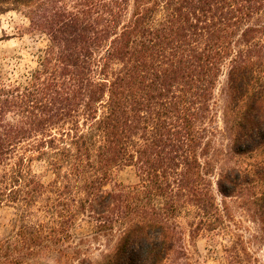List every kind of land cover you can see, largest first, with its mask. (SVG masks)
Segmentation results:
<instances>
[{"label": "trees", "instance_id": "1", "mask_svg": "<svg viewBox=\"0 0 264 264\" xmlns=\"http://www.w3.org/2000/svg\"><path fill=\"white\" fill-rule=\"evenodd\" d=\"M8 11L43 46L25 74L0 71V264H199L184 213L191 238L249 264L228 200L264 242V0H0ZM127 168L135 183L115 179Z\"/></svg>", "mask_w": 264, "mask_h": 264}, {"label": "rangeland", "instance_id": "2", "mask_svg": "<svg viewBox=\"0 0 264 264\" xmlns=\"http://www.w3.org/2000/svg\"><path fill=\"white\" fill-rule=\"evenodd\" d=\"M43 46V38L40 35H33L28 30V21L20 13L16 11L0 12V71L6 73L8 76H18L25 74L35 61V56ZM224 76H221L215 91V104L219 110L218 119L216 123V134L210 137L214 147L218 150V159L215 160V167L219 169L227 165L223 151L225 150L227 139L222 131L220 122L221 109V89L223 87ZM232 163V162H230ZM246 160H241L240 165H244ZM35 171H42V168L35 167ZM115 179L125 184L136 182L132 169H123L117 171ZM50 178L49 174L44 173L43 181L47 182ZM219 199V198H218ZM231 206L233 231L239 235L242 244L247 250L248 254L243 257L249 261V264H264V242L259 232L258 226L250 217L238 206L228 200ZM8 216V210H0V223ZM176 222L178 223L184 238L185 245L197 259L199 264H227L225 254L222 246L226 243L217 238L216 241L210 237L201 235L197 238L190 237V230L188 223L190 218L188 215L181 214ZM86 226H83L81 232L88 233ZM237 238V236H235ZM238 241V240H237ZM239 240V244H240ZM103 242L98 245L97 241H91V251L88 256L91 259H98L99 251L104 250ZM42 264V263H41Z\"/></svg>", "mask_w": 264, "mask_h": 264}]
</instances>
